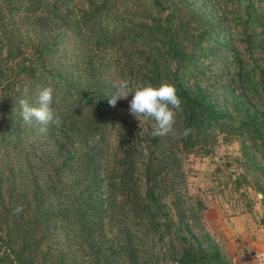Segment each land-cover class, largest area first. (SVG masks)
<instances>
[{
    "label": "trees",
    "instance_id": "16d2710c",
    "mask_svg": "<svg viewBox=\"0 0 264 264\" xmlns=\"http://www.w3.org/2000/svg\"><path fill=\"white\" fill-rule=\"evenodd\" d=\"M246 1L245 24L251 18L248 10H253L252 2ZM111 2L0 0V74L23 73L29 79L27 86L32 91L38 83L35 73L42 70L55 80L51 86L53 98L58 96L61 88L58 80L62 81L61 86L68 97L73 95L65 110L69 121L68 145L59 164L53 166L50 188L55 194L63 190L67 193L72 206L64 216L68 222L75 216V228L85 233L88 238L85 242H95L94 233L101 235L106 224L122 222L126 225L124 242H127V248L118 259L112 256L110 246L102 248L91 243L87 246L91 259L85 264H99L100 260L101 264H228L211 239L194 236L190 230L191 225H196L193 205L186 200L181 162L168 137H144V146L135 138L128 103L131 94L127 99L117 101L115 119V106L108 103L115 92H110L99 77L101 71L94 66L96 50L105 44L113 47L117 53L113 58L116 71L123 75L126 70L133 75L129 80L133 84L149 82L155 85L161 80L174 84L182 101L175 140L178 152L209 153L214 126L223 125L222 118L229 116V110L217 106L205 93L187 82L192 71H199V68L191 66L193 59L187 57L181 46L177 35L180 23L174 27L170 25L171 14L167 13L163 18L157 14L162 9L158 0L142 3L132 11L130 6L120 7ZM21 28L31 30L34 37L25 42ZM262 28L264 31V25ZM68 44L77 63L81 53L85 56L79 76L62 75L60 61L67 57ZM135 45L147 46L149 50H138L136 54L126 49V46L135 48ZM26 49L30 54H23ZM134 54L142 60L141 64H134ZM7 60L12 62L10 67ZM132 65H136L134 69ZM239 67V76L243 75V80L247 81L245 89L260 84L264 92V77L260 76L257 81L247 78V71L241 72L243 66L240 64ZM105 68L109 67L104 65L102 70ZM55 88L59 91L55 92ZM81 106L87 109L83 110ZM0 109H5L2 99ZM244 115L248 120L240 122L241 130L247 132L252 141L256 139L259 146H264V119L253 124V115ZM115 120L117 156L112 164H108L103 159V129L107 122L114 123ZM79 122L80 127L77 126ZM185 129L190 130L187 136L182 135ZM74 135L80 137L83 149L73 146L71 136ZM55 156L58 158V154ZM63 175L69 180L63 181ZM3 184L0 176V189ZM16 201L0 193L2 256L13 264H45L50 260V254L46 248L39 253L37 242L40 237H36V229L51 214L43 208L37 216L24 213V208L15 212ZM187 217L193 219L187 220ZM167 236V242H163ZM18 238L21 244L14 248L12 243ZM145 238L149 240L148 252L133 243L143 242ZM198 238H203V246ZM103 250L107 254H103Z\"/></svg>",
    "mask_w": 264,
    "mask_h": 264
},
{
    "label": "rangeland",
    "instance_id": "374dc122",
    "mask_svg": "<svg viewBox=\"0 0 264 264\" xmlns=\"http://www.w3.org/2000/svg\"><path fill=\"white\" fill-rule=\"evenodd\" d=\"M110 1L120 7L130 6L131 11L142 3L151 2ZM250 1L253 10H248L251 18L245 24L246 0H158L162 9L157 14L161 18L167 13L171 14L170 25L174 27L180 23L181 29L177 35L181 46L187 57L193 59L191 66L199 68V71H192L187 82L230 113L222 118V126H214L213 143L207 154L176 150L175 140L181 119L179 112L176 114L173 133L167 135L169 144L181 162L186 200L193 205L196 225H191L190 230L194 236L211 239L228 264H263L259 261L258 253L264 239L261 231L264 222V146H259L256 139L252 141L250 135L239 126L241 121L248 120L244 114L253 115V124L264 119V92L261 85L254 84L245 89L247 81L243 80V75L239 76L241 64V72L246 70L247 78L257 81L260 76L264 77V0ZM21 29L25 42L34 37L31 30ZM68 46L67 57L60 61L62 75L79 76L85 56L81 53L77 63L75 53ZM126 49L136 54L138 50H149L142 45H135V48L126 46ZM23 54L30 52L26 49ZM116 54L113 47L105 44L96 50L94 60L95 68L101 71L99 77L108 85L112 94L116 91L113 90L115 81L122 77L132 80L133 76L124 69L123 75L116 71L113 62ZM6 63L10 67L12 62L7 60ZM141 63L142 60L135 58L134 64ZM104 65L109 68L102 70ZM136 65H132L133 69ZM35 74L38 75V83L32 91L27 86L29 79L23 73L11 71L5 76L0 74V99L5 104V109H0V176L4 183L0 193L12 201L16 199L15 208H24L23 212L28 215L37 216L42 208L51 214L36 229V237H40V242H37L39 253L46 248L50 254V260L45 264H85L91 259L87 251L91 243L102 248L110 246L112 256L118 259L127 248V242H124L126 225L122 222L106 224L101 235L94 233L95 242H85L88 239L85 233L75 228V216L69 222L64 216L72 206L67 193L63 190L55 194L50 188L53 183V166L59 164L68 145L66 136L69 133V121L65 110L66 103L73 99V95L68 97L61 86L62 81H57L61 88L60 91L55 88V92H59L58 96H54L51 107L61 122L58 126L50 123L46 132H40L41 125L35 121L31 125L23 121L18 105L20 98L35 105L38 91L54 84L55 80L50 79L42 70ZM5 92L9 95L2 94ZM117 109V106L113 108L115 119ZM132 118L134 136L144 146V137H152L154 121H146L142 117L139 121L133 115ZM79 119L82 120L81 117ZM116 125V120L114 123L107 122L103 129V159L108 164H112L117 156ZM71 137L73 146L78 150L84 148L78 135ZM251 155L253 157H249ZM61 179L66 181L68 177L63 175ZM191 218L187 217V220ZM127 229L130 230L129 226ZM167 238L163 242H167ZM198 239L203 246V238ZM142 241L133 243L148 252L149 240L145 238ZM20 244V238L12 243L14 248ZM175 247L179 250V247ZM2 254L3 244L0 242V264H13ZM103 254H107L106 250H103ZM98 262L101 264V260Z\"/></svg>",
    "mask_w": 264,
    "mask_h": 264
},
{
    "label": "clouds",
    "instance_id": "9594fccd",
    "mask_svg": "<svg viewBox=\"0 0 264 264\" xmlns=\"http://www.w3.org/2000/svg\"><path fill=\"white\" fill-rule=\"evenodd\" d=\"M115 93L108 99L110 106H115L119 99H127L131 94L129 112L140 121H154L152 136L163 137L172 134L176 124V114L181 110L182 101L177 94L174 84L167 80H161L158 84L149 82L131 83L128 79H119L114 82ZM53 102V88L45 86L37 93L35 105L20 98L18 105L20 116L26 124L31 125L33 121L41 125L40 132H46L47 125L60 124L59 116L54 115L51 107ZM190 130L185 129L182 135L187 136ZM15 212L22 211L17 207Z\"/></svg>",
    "mask_w": 264,
    "mask_h": 264
},
{
    "label": "built area",
    "instance_id": "2783aa9c",
    "mask_svg": "<svg viewBox=\"0 0 264 264\" xmlns=\"http://www.w3.org/2000/svg\"><path fill=\"white\" fill-rule=\"evenodd\" d=\"M261 231L264 234V222L263 224H261ZM258 258H259V261L264 264V239H263L262 245L258 253Z\"/></svg>",
    "mask_w": 264,
    "mask_h": 264
}]
</instances>
